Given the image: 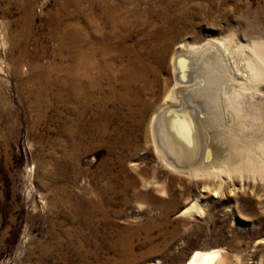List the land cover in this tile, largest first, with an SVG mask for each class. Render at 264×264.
I'll list each match as a JSON object with an SVG mask.
<instances>
[{"label":"rangeland","instance_id":"1","mask_svg":"<svg viewBox=\"0 0 264 264\" xmlns=\"http://www.w3.org/2000/svg\"><path fill=\"white\" fill-rule=\"evenodd\" d=\"M73 1L0 0V264H184L196 250H219L218 264H264V0H107L137 13L133 40L146 21L168 29L167 59L150 77L162 84L146 119L98 109L111 121L105 138L88 130L93 145L66 134L82 121L57 73L68 59L57 25ZM181 43H209L200 62H219L197 79L207 104L198 155L184 165L159 154L175 144L169 111L151 123ZM194 201L200 211L187 212Z\"/></svg>","mask_w":264,"mask_h":264},{"label":"bare ground","instance_id":"2","mask_svg":"<svg viewBox=\"0 0 264 264\" xmlns=\"http://www.w3.org/2000/svg\"><path fill=\"white\" fill-rule=\"evenodd\" d=\"M79 2L78 0L73 1L74 7L71 14H68L67 23L62 27L57 25V31H60L62 35L59 38L60 51L64 47L68 51L67 64L63 68L59 66L57 73H65L64 91L70 115L76 119L80 118L82 121L81 127H78L80 124L70 123L71 128L67 129L69 133L66 134H69L70 138L74 137L76 143L79 139L93 145L88 130L94 129L97 131V136L105 138L109 134L105 124H110L111 121L105 117L107 114H101L102 112L98 109L106 110L110 106L114 112L119 113L124 110L127 112V117L136 114L141 118V121L146 119L150 110L147 95L152 94L155 84L161 83L160 80L156 81L154 78V81L150 77L154 74L156 66L162 67L167 59L165 54L169 30L161 27L152 31L149 29V21H143L141 27L144 37L140 40H133L132 34L140 26L133 23L137 15L135 11L107 0H83L82 9H78ZM152 43L156 44L157 49L152 48ZM223 44L222 46H224ZM212 46L209 43L202 46L181 43L172 53L174 85L151 117V123H154L159 113H163L165 110L169 111V113L165 112L167 113V117H165L171 120L167 130L173 134L174 141L171 142L175 144L168 150L170 158L158 152L164 157L167 164H172V162L178 165L188 164L198 155L200 127L197 123L200 110H202L200 105L203 107L207 101L203 99L202 102L200 99V95L201 98L202 95H205L202 81L197 79L207 71H216V64L219 62L214 63L216 61L213 60L214 55L210 56L211 58H204L205 61L200 62L203 54L212 49ZM216 50H219V47ZM191 59H195L197 63L193 64ZM248 64L250 70L255 73L257 70L255 65L250 60H248ZM199 65L202 66L200 69ZM196 68L198 71H194ZM195 74H197L196 79L193 78ZM185 77L190 81L186 82ZM90 111H96L92 116L93 119H87V114ZM106 118L108 121H105ZM195 119H197V123ZM161 124L163 129L167 127L163 121ZM81 130L86 133L81 135ZM157 134L159 135V133ZM127 141L125 136H119L116 147L123 148L128 143ZM163 146L161 145V147ZM256 170L264 174V162ZM186 211L199 212L200 208L194 201ZM219 259V250H196L184 264H218Z\"/></svg>","mask_w":264,"mask_h":264}]
</instances>
